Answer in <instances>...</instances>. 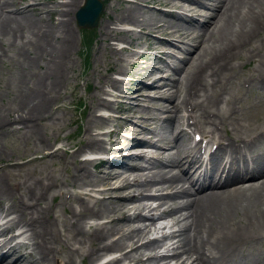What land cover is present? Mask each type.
<instances>
[{"label":"bare ground","instance_id":"bare-ground-1","mask_svg":"<svg viewBox=\"0 0 264 264\" xmlns=\"http://www.w3.org/2000/svg\"><path fill=\"white\" fill-rule=\"evenodd\" d=\"M81 1L0 0V45L16 47L30 69L15 78L8 89L13 95L0 101V133L14 129L32 139L34 150L44 148L40 159L71 164L62 180L57 167L23 165L12 172L6 166L22 161L2 162L0 264H78L77 258L83 264L84 255L90 264H264V108L259 117L243 122L240 94L223 84L236 78L238 87L247 80V86L264 90V0H159L166 8H151L149 0H116L121 3L115 9L112 0L99 22L102 48L111 56L103 58L80 142H68L67 150L52 146L38 124L42 118L60 119L54 95L70 64L72 22ZM206 5L201 20L197 15ZM44 14L49 17L43 20ZM145 20L151 24L144 33L155 29L160 36H146L145 45L154 49L152 61L139 67L141 60L129 58L137 56V32L111 22ZM174 34L185 42L189 37V43L171 76L165 70L167 57L175 56ZM115 39L125 42L117 46ZM249 60L253 63L240 72L237 63ZM153 96L171 104L158 107L168 113H150L149 103L147 113L140 112L143 99ZM111 107L130 114L128 135L110 149L102 167L82 154L103 138L95 127L115 116L96 109ZM191 112L208 147L216 143L208 150L209 166L201 165L203 157L196 152L201 139L191 142L185 135L183 123L189 125ZM161 188L166 190L152 192ZM167 223L176 227L164 230ZM12 225L20 229L9 231ZM158 229L160 235L149 236Z\"/></svg>","mask_w":264,"mask_h":264},{"label":"rangeland","instance_id":"rangeland-1","mask_svg":"<svg viewBox=\"0 0 264 264\" xmlns=\"http://www.w3.org/2000/svg\"><path fill=\"white\" fill-rule=\"evenodd\" d=\"M45 1L49 5L53 4V2H54V0H45ZM103 1H104V6L100 12V16L98 18L97 23L93 26H89V27L93 28V30L91 29V31L93 32L92 33L93 36L90 40L87 41L85 47L81 44V40L84 39V35H85L86 30L83 28L84 26H80L77 24L75 16H74L72 24H73V33H74V39L75 40H74V47H73V50H72L71 56H70V64L66 68H64L63 75L65 74V76H64V79L62 77L63 81L58 86V92L56 95H54L55 98L53 101V106H56L58 114L60 116V119L51 120V118H42L38 124V125L41 124L43 132L45 133V135H47L46 140H48V138H49L52 141V146L62 145L65 148L67 147L66 149L68 150L71 148L69 145L70 142H75V143L80 142V137H81V134H82L83 129H84L83 128L84 120L86 119V116H87V113L89 110V103L91 100V93L93 91V87L97 83L98 78H100L99 77L100 73L102 71H104L103 67H105V64H103V63L106 62V60H104L105 56L106 55L111 56L110 54H108L109 51L107 49L104 51L102 48V43H101L102 38L100 37L99 22L102 18H104L105 13L109 10V4L112 2V0H103ZM154 1H155V3L153 2V0H151V1L149 0V2L155 6H158L161 8H164V6L166 7V5H164V3H160L159 0H154ZM120 3L121 2L114 0L113 4H112V8L115 9L116 8L115 6L119 5ZM150 7L152 8L153 6L151 5ZM204 8L202 9L203 10L202 14L197 15V18H199L201 20L203 19V17L205 16V14L209 10V7L207 5L204 6ZM207 8H208V10H206ZM53 12L51 13L52 16L57 14L55 11H53ZM151 14H154V12L153 13L151 12ZM47 16L49 17L48 14L42 15V19L44 20V18ZM111 23H112V25L122 26L124 22H121V24H120V22L119 23L111 22ZM150 24H151L150 20H145L143 23H140L143 30L142 29L136 30L137 35H138V42L136 43V48H138V49H141L144 47H147L148 49L153 48L150 43H146V45H145L144 40H145L146 36H148L147 37L148 39L153 40L154 36H156V35L160 36V33L158 31L155 32V29H152L150 31V34H145L144 30L148 29ZM141 32H143V34ZM175 35L176 34H174V36ZM258 35H260V33ZM176 38L177 37H175V38L173 37L175 44L181 45L182 47L178 48V50H176V53L180 54V56H175L172 58V60L176 63L177 62L181 63V57H182V55L185 54L184 46H186L189 43V37H187L188 41H186V42L181 41L179 38H177L178 39L177 40ZM138 49L136 50V53L139 52ZM87 51H88V55H87ZM192 51L194 52L195 50H192ZM192 51H191V53H192ZM0 52L2 53L1 54L2 57L0 59V101H4L8 97L13 95V92L8 90V89L14 83L15 78L18 75L25 73L30 69L26 64H24L23 53H20L16 49V47H14L13 45L8 46L6 43L1 44L0 45ZM144 52H146V51H144ZM150 55H151L150 53L148 55L144 54L143 55L144 59L141 60V62H139L140 64H138V66L139 67L146 66L149 63V61H152V60H150L151 59L149 57ZM86 57H88V62L86 61ZM252 63H253V61L249 60L248 63L240 66V67H242L241 68L242 72H244ZM237 68H239V63H237ZM36 69H37L36 67H33V70H36ZM165 72H166V70H165ZM168 72L171 74V76L176 75V73L174 74V71L168 70ZM141 79H144V78H141ZM235 82L238 83V79L235 78L230 83H227V87L229 86V88H231L232 91H235L238 95L240 94L241 98L237 101V105H241V109H242V110H240L241 111L240 116L242 115L241 118L243 119V122H250L254 119V115L256 117L258 114H261L260 111H262V108H264V90H263V87L259 86V85L257 86V84H251L249 86L238 87L237 83H235ZM106 94H104V95L106 97H108ZM108 95L110 96L111 94H108ZM149 99L148 98H147V100L144 99L145 103H147V104L149 103L152 105L156 104V105H153V106H155V108L154 107L150 108L152 110V111H150V113H155L158 115L160 113V114H162L160 116H163L164 113L169 112L168 110H162V109L158 108V107H163L165 105H168V106L171 105L166 99H163V98L159 99V98H155L154 96H153V98L150 97ZM240 101H241V103H240ZM251 101H252V103H251ZM245 102L248 104H246ZM253 106L254 107L257 106L256 109ZM147 109H149V105L146 106V104H145V107L142 108L140 110V112L147 113V111H146ZM243 111H244V113H243ZM97 112H99V111H97ZM257 117H259V115ZM125 120L126 119L118 117V118H114L110 122L111 123L113 122L115 124L117 123L119 125V128L122 129L123 124H127L129 122V121L126 122ZM158 120L159 119H157V121ZM157 121H156V124H157ZM50 122L52 123V125ZM148 122H149V124L151 123L150 125L155 124V120L154 121L148 120ZM104 126L106 128V124L100 123L96 128H104ZM7 132L2 131L0 133V144L4 149V153L0 154V165H2L3 161H7L10 159L22 161V164L20 166L14 165V166H9V168H8V166H6V168L9 169V171H12V172L17 171L18 168L23 167V165H24V167H30V166L34 165L36 169L45 165V167L47 169L57 167V173L60 171L59 172L60 176H61L60 179H62L63 177L66 176L65 172H68V173L70 172L71 164H66L67 165V167H66V165L64 166V165H62V163L57 162V160L55 159L56 157H53L51 159V158H48V156H45L46 158L43 157L44 159L43 158L40 159L39 157L42 156V154H43L42 151H44V148L43 149L38 148V149L34 150L33 147L35 145L34 146L30 145L32 142L31 138L25 139V138H22L21 136L19 137L17 132L14 129L9 130ZM66 134H67V138L65 137ZM148 134H149L148 136L152 137V138L155 136L151 132ZM29 145H30V147H29ZM16 154H18V155H16ZM24 154H26V155H24ZM31 155H35L36 158L31 160V161H28V163H29L28 164L24 160L28 156H31ZM51 160H52V162H51ZM18 163H20V162H18ZM102 167H104V165ZM91 170H93V169L91 168ZM152 172L153 171H147L145 173V175L146 174L150 175ZM66 191H69V190H66ZM58 197L59 196H57V198ZM68 202L67 203L65 202V204H64L65 210L68 209V206H67ZM58 207H57L56 212L59 213V215H60V214H62V208H58ZM86 220L89 221L88 218H86ZM172 227L175 228L176 224L172 225ZM170 228L167 227V229H170ZM12 229H17V228H16V226H14ZM150 235H152V234H150ZM262 246H264V243L262 244ZM257 247L255 249L256 251H258V249H259ZM118 253L119 252L116 251V252L112 253L111 255H115V254L117 255ZM255 253H257L259 255L258 252H255ZM184 254H185L184 252L183 253L181 252V255L184 256ZM83 257H82L83 258V264H90L91 263L86 255H84ZM101 257H102V255L97 257L94 262L99 261L101 259ZM77 263L82 264L80 262L79 258H77ZM119 263L122 264L124 262L121 261V262H118L117 264H119Z\"/></svg>","mask_w":264,"mask_h":264},{"label":"water","instance_id":"water-1","mask_svg":"<svg viewBox=\"0 0 264 264\" xmlns=\"http://www.w3.org/2000/svg\"><path fill=\"white\" fill-rule=\"evenodd\" d=\"M102 7V0H83L76 10L78 24L84 26L95 25Z\"/></svg>","mask_w":264,"mask_h":264},{"label":"trees","instance_id":"trees-1","mask_svg":"<svg viewBox=\"0 0 264 264\" xmlns=\"http://www.w3.org/2000/svg\"><path fill=\"white\" fill-rule=\"evenodd\" d=\"M90 31H91L90 29L85 31V35H84V39H83V42H85V45H86L87 41L90 40L92 37V34H91L92 32L90 33Z\"/></svg>","mask_w":264,"mask_h":264}]
</instances>
